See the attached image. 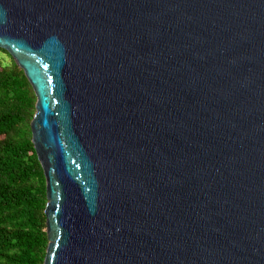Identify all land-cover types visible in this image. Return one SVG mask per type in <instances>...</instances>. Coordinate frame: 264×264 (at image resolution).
<instances>
[{
	"label": "water",
	"instance_id": "obj_1",
	"mask_svg": "<svg viewBox=\"0 0 264 264\" xmlns=\"http://www.w3.org/2000/svg\"><path fill=\"white\" fill-rule=\"evenodd\" d=\"M35 95L44 264H264V0H0Z\"/></svg>",
	"mask_w": 264,
	"mask_h": 264
},
{
	"label": "trees",
	"instance_id": "obj_2",
	"mask_svg": "<svg viewBox=\"0 0 264 264\" xmlns=\"http://www.w3.org/2000/svg\"><path fill=\"white\" fill-rule=\"evenodd\" d=\"M34 89L0 48V264H44L47 182L32 137Z\"/></svg>",
	"mask_w": 264,
	"mask_h": 264
}]
</instances>
